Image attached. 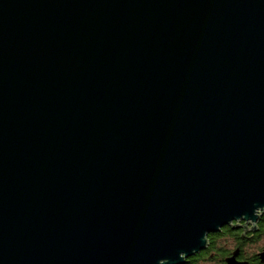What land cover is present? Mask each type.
Wrapping results in <instances>:
<instances>
[{"label": "water", "instance_id": "obj_1", "mask_svg": "<svg viewBox=\"0 0 264 264\" xmlns=\"http://www.w3.org/2000/svg\"><path fill=\"white\" fill-rule=\"evenodd\" d=\"M263 211L264 0H0V264H184Z\"/></svg>", "mask_w": 264, "mask_h": 264}, {"label": "flooded vegetation", "instance_id": "obj_2", "mask_svg": "<svg viewBox=\"0 0 264 264\" xmlns=\"http://www.w3.org/2000/svg\"><path fill=\"white\" fill-rule=\"evenodd\" d=\"M235 223H244V220H233L231 224L224 225L219 231L207 233V245L198 253L187 258V264H196L199 261H208L211 264H227L226 258L234 256L237 264H264L259 257L263 246L252 247L264 234V211L254 222L256 229H244L243 226L231 227ZM252 226L251 222L246 227ZM244 230V235L240 237ZM248 236V237H246ZM218 242H226L224 248Z\"/></svg>", "mask_w": 264, "mask_h": 264}, {"label": "rangeland", "instance_id": "obj_3", "mask_svg": "<svg viewBox=\"0 0 264 264\" xmlns=\"http://www.w3.org/2000/svg\"><path fill=\"white\" fill-rule=\"evenodd\" d=\"M221 246H223L224 248L226 247V245H228V243L226 244V242H218ZM264 245V234H262L261 238L254 244L252 245L253 248L255 247H259V246H263ZM196 264H211V262L208 261H199Z\"/></svg>", "mask_w": 264, "mask_h": 264}, {"label": "trees", "instance_id": "obj_4", "mask_svg": "<svg viewBox=\"0 0 264 264\" xmlns=\"http://www.w3.org/2000/svg\"><path fill=\"white\" fill-rule=\"evenodd\" d=\"M188 261H186L184 264H187Z\"/></svg>", "mask_w": 264, "mask_h": 264}]
</instances>
